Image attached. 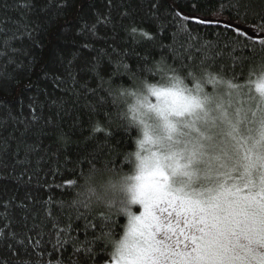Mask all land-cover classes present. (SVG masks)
I'll list each match as a JSON object with an SVG mask.
<instances>
[{
  "label": "snow or ice",
  "instance_id": "obj_1",
  "mask_svg": "<svg viewBox=\"0 0 264 264\" xmlns=\"http://www.w3.org/2000/svg\"><path fill=\"white\" fill-rule=\"evenodd\" d=\"M217 2L219 9L211 16L192 19L199 24L223 25L225 33H231V36L225 35V39L233 51L255 44L252 34L259 33L264 37V8L257 12L249 0ZM52 6L57 11L50 14ZM158 6L152 5L154 8ZM2 7L21 13L16 19L9 17L11 27L0 25V37H3L0 45L17 52L19 50L12 47V42L24 38L32 40V33L40 30L41 24L48 36L55 40L60 29L75 22L84 6L77 9L69 4V0H55L54 5L53 0H48L47 5L37 8L36 0H14L13 3L4 0ZM66 8H71V12L64 13ZM191 8L198 12L200 0H193ZM34 11L40 15L29 20ZM224 12L229 13L226 20ZM175 15H182L185 21L190 19L182 10ZM249 16L253 17L251 23H248ZM241 24L251 28L252 33L242 30ZM177 27L178 31L187 32L183 23ZM94 28L95 25L92 26L93 34ZM131 31L136 32V28ZM216 35L219 38L221 34ZM259 45L264 51V38L259 40ZM83 47L88 48L89 45L85 43ZM212 47L205 42L200 49L203 53L200 63L182 65L179 70L167 65L166 61L154 62L149 56L139 58L138 68H130L126 63L123 65L130 78L140 76L154 80L156 74L172 72V77L183 86L177 91L148 85L149 96L155 98V103L145 96L137 101L145 111L141 112L135 106L129 109L131 120L143 125L145 136L143 141H136L135 153L140 171L134 177L138 183L133 203H138L140 208L138 215L129 214L115 250L109 247L108 241L117 234L113 225L119 211L124 209L113 211L116 206L112 202L107 205L108 211H99V216L90 221L87 202L75 201L86 210L81 217L86 221L83 239L68 236L70 229L67 227L53 225L57 230L54 252L71 243L73 255L79 257L75 260L69 258L68 264H99V260L104 264H264V61L258 69H249L250 74L258 70V79L241 83L235 75L226 77L222 71L213 75L207 63ZM4 55L5 52L0 51V56ZM129 55L138 54L133 52ZM8 62L15 63L11 58ZM150 64L155 68V74L147 75L153 72V67H145ZM21 66L17 64L18 68ZM65 71L75 82L71 62ZM81 71L89 69L85 66ZM181 74L183 81L179 80ZM53 79L61 85L65 83L59 76ZM185 80H190L193 87H188ZM206 85H212L211 91L206 90ZM31 87L30 82L22 85L21 94L25 88ZM83 87L96 98L89 105L91 113L103 114L102 120L92 121V136L86 139L103 133L105 142H108L112 137L110 128L113 120L111 110L106 111L105 108L109 103L108 97H112L111 103L116 104L114 91L111 87L105 89L103 83L98 88L87 84ZM101 91L106 95H99ZM169 97L179 99L169 103ZM30 107L33 120L38 119L35 107ZM149 113H154L159 121L160 131L156 135L150 132L152 126L146 119ZM141 151L147 154L141 156ZM96 159L92 155L87 160L86 173L97 170ZM125 161H128L127 157ZM146 161L151 165L148 172L143 171ZM103 167L114 172L122 170L107 164ZM82 175L85 176L84 173ZM66 183L70 187L77 186L74 180ZM7 227V224L0 227V240L7 239ZM11 236L16 240L15 233ZM100 241L104 242L106 255L98 260ZM17 244L20 248L15 253L12 251L15 245H8L9 257L0 259V264H45L43 259L32 262L19 258L20 249L27 251L28 246L40 249V239L28 237L27 240H17ZM48 264H65V261L60 259Z\"/></svg>",
  "mask_w": 264,
  "mask_h": 264
},
{
  "label": "trees",
  "instance_id": "obj_2",
  "mask_svg": "<svg viewBox=\"0 0 264 264\" xmlns=\"http://www.w3.org/2000/svg\"><path fill=\"white\" fill-rule=\"evenodd\" d=\"M3 2L0 0V25L7 28L11 27L9 17L16 19L21 13L4 10ZM249 2L257 12L264 8V0ZM192 3L193 0H69L77 9L83 5V11L72 25L59 30L55 40L41 24V29L32 33V40L24 38L12 42V47L19 51L12 52L0 45V51L5 52L0 56V227L8 225L7 239L0 240V259L9 257L8 245H15L12 249L15 253L20 248L17 240L28 237L40 239L41 248L20 249L19 258L32 262L43 259L45 264L60 259L68 264L69 258L78 259L73 255L71 243L54 252L57 230L53 225L70 229L68 236L84 238L86 221L81 217L86 210L79 207L73 197L78 193L82 173L87 172V160L95 155L97 167L107 164L125 169L129 164L125 154L133 148L136 132L125 125L124 106L118 101L112 104V97H108L105 108L112 112V137L105 142L104 134L97 133L93 139H86L92 136V121L102 120L103 114L91 113L89 105L96 98L83 87L84 84L98 88L103 83L105 89L111 87L113 90L118 85L123 92L124 87L132 83L123 67L125 63L130 68H138L139 58L149 56L154 62L166 61L167 65L179 70L182 65L200 63L203 58L200 49L205 42L213 45L207 61L213 75L222 71L226 77L235 75L241 83L258 79V70L250 74L249 69H258L264 61V51L259 45L264 37L252 34L255 44L233 51L225 39V35L231 36V33L226 34L223 25L199 24L192 19L209 17L218 11L217 0H200L198 12L192 11ZM47 4L48 0H36L37 8ZM153 4L159 6L154 8ZM181 10L189 20L175 15ZM56 11L54 6L49 8L50 14ZM63 12L69 13L71 8ZM38 15L40 13L34 11L29 20H35ZM228 15L224 12L223 18L226 20ZM252 19L249 16L248 23ZM181 23L187 32L178 31ZM133 27L136 32L131 31ZM240 27L252 33L246 24ZM217 33L221 34L219 38ZM85 43L88 48L83 47ZM133 52L138 55H129ZM9 58L15 63H9ZM69 62L75 82L65 71ZM17 64L22 66L18 68ZM85 66L89 71L82 72ZM152 74H155L154 67L152 73H147ZM173 75L172 72L156 74L154 81ZM55 76L65 83L61 85L53 79ZM29 82L32 87L25 88L21 94V86ZM185 83L193 87L190 80ZM210 89L212 85H206V90ZM98 94L106 95V92ZM30 105L36 109V120H33ZM68 180L76 181L77 186L70 187L66 183ZM98 216L99 211L91 212L88 219L91 221ZM115 219L113 229L118 234L123 231L125 221L122 217ZM13 233L16 240L12 239ZM99 243L98 260L106 255L104 242ZM99 264L104 261L99 260Z\"/></svg>",
  "mask_w": 264,
  "mask_h": 264
},
{
  "label": "clouds",
  "instance_id": "obj_3",
  "mask_svg": "<svg viewBox=\"0 0 264 264\" xmlns=\"http://www.w3.org/2000/svg\"><path fill=\"white\" fill-rule=\"evenodd\" d=\"M130 79L132 83L124 87L123 94H121L122 91L118 85L115 86L113 90L114 97L124 106L123 118L125 125H131L136 132L134 146L128 153L125 154V157H127V160L130 161V163L125 169L117 170L115 172L104 167H98L96 171L86 173L78 185L79 195L73 197L75 201L87 202L88 210L90 212H97L101 210L108 211L107 205L110 202L114 203L116 207L113 211H117L121 208L124 209V211H119V217L124 219L125 225L128 223L129 214L138 215L136 209L140 208L138 203H133V196L136 193L135 185L138 183L134 177L140 171L137 167L139 161H137L135 153L137 151L136 141H143L145 139L143 125H139L129 119V114L132 116V112H130L129 109L131 106L140 108L137 101L143 100L145 96H149L148 85L155 84L158 88L175 89L177 91L183 86L179 84L175 78H168L167 76L159 82L140 76L131 77ZM179 80L183 81L184 78L181 76L179 77ZM129 88L132 89L131 92L129 91ZM173 99L178 100L179 97H169V103H171ZM149 100L155 103L154 97L149 96ZM140 111L143 112L145 109L140 108ZM146 119L152 126L150 129L151 134H158L160 131L158 127L159 121L157 120L155 114L149 113ZM147 148L148 145L145 144V149ZM146 154V151H141V156H145ZM145 164L146 166L143 171H150L151 165L147 161ZM122 236L123 231L113 235L108 241L109 247L113 251Z\"/></svg>",
  "mask_w": 264,
  "mask_h": 264
},
{
  "label": "rangeland",
  "instance_id": "obj_4",
  "mask_svg": "<svg viewBox=\"0 0 264 264\" xmlns=\"http://www.w3.org/2000/svg\"><path fill=\"white\" fill-rule=\"evenodd\" d=\"M208 91H211V89H210V90H208ZM136 211L138 212V211H139V208H137V209H136Z\"/></svg>",
  "mask_w": 264,
  "mask_h": 264
}]
</instances>
